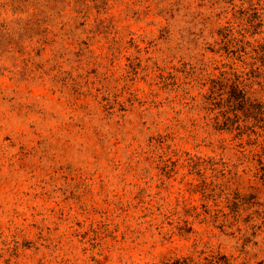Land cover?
<instances>
[{
  "label": "rangeland",
  "instance_id": "obj_1",
  "mask_svg": "<svg viewBox=\"0 0 264 264\" xmlns=\"http://www.w3.org/2000/svg\"><path fill=\"white\" fill-rule=\"evenodd\" d=\"M201 251L264 262V0H0V264Z\"/></svg>",
  "mask_w": 264,
  "mask_h": 264
},
{
  "label": "trees",
  "instance_id": "obj_2",
  "mask_svg": "<svg viewBox=\"0 0 264 264\" xmlns=\"http://www.w3.org/2000/svg\"><path fill=\"white\" fill-rule=\"evenodd\" d=\"M243 91L244 89H240L239 85H235L233 87L234 96L229 95L227 97V100H225V103L234 105H246L248 99H246V94ZM158 264H231V262L226 256L221 255L220 253H206L205 251H201L195 257H178L172 260L159 262ZM258 264H264V262Z\"/></svg>",
  "mask_w": 264,
  "mask_h": 264
}]
</instances>
